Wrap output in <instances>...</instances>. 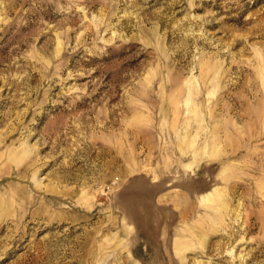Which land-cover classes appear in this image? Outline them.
I'll return each instance as SVG.
<instances>
[{
    "label": "rangeland",
    "instance_id": "obj_1",
    "mask_svg": "<svg viewBox=\"0 0 264 264\" xmlns=\"http://www.w3.org/2000/svg\"><path fill=\"white\" fill-rule=\"evenodd\" d=\"M0 264H264V0H0Z\"/></svg>",
    "mask_w": 264,
    "mask_h": 264
}]
</instances>
